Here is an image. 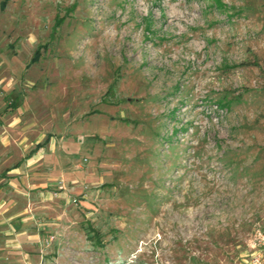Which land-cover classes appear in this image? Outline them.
Returning <instances> with one entry per match:
<instances>
[{
	"label": "rangeland",
	"instance_id": "rangeland-1",
	"mask_svg": "<svg viewBox=\"0 0 264 264\" xmlns=\"http://www.w3.org/2000/svg\"><path fill=\"white\" fill-rule=\"evenodd\" d=\"M0 123L48 187L37 264H245L264 0H0Z\"/></svg>",
	"mask_w": 264,
	"mask_h": 264
},
{
	"label": "crops",
	"instance_id": "crops-1",
	"mask_svg": "<svg viewBox=\"0 0 264 264\" xmlns=\"http://www.w3.org/2000/svg\"><path fill=\"white\" fill-rule=\"evenodd\" d=\"M8 133L0 123V264H37L38 236L31 227L49 191L38 181L34 154L26 159L22 153L9 156L8 146L22 148L24 141L22 136L9 138Z\"/></svg>",
	"mask_w": 264,
	"mask_h": 264
},
{
	"label": "built area",
	"instance_id": "built-area-1",
	"mask_svg": "<svg viewBox=\"0 0 264 264\" xmlns=\"http://www.w3.org/2000/svg\"><path fill=\"white\" fill-rule=\"evenodd\" d=\"M248 246L249 253L245 264H264V230L257 227L249 238Z\"/></svg>",
	"mask_w": 264,
	"mask_h": 264
},
{
	"label": "trees",
	"instance_id": "trees-1",
	"mask_svg": "<svg viewBox=\"0 0 264 264\" xmlns=\"http://www.w3.org/2000/svg\"><path fill=\"white\" fill-rule=\"evenodd\" d=\"M35 54H36V52H35ZM15 108V105L14 104H11L10 106H6V109L5 110H8V109H14Z\"/></svg>",
	"mask_w": 264,
	"mask_h": 264
}]
</instances>
